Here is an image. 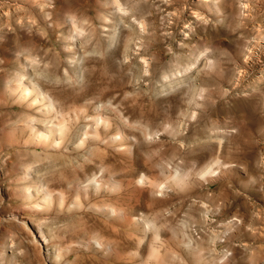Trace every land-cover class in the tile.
<instances>
[{
    "label": "rangeland",
    "instance_id": "obj_1",
    "mask_svg": "<svg viewBox=\"0 0 264 264\" xmlns=\"http://www.w3.org/2000/svg\"><path fill=\"white\" fill-rule=\"evenodd\" d=\"M0 264H264V0H0Z\"/></svg>",
    "mask_w": 264,
    "mask_h": 264
},
{
    "label": "bare ground",
    "instance_id": "obj_2",
    "mask_svg": "<svg viewBox=\"0 0 264 264\" xmlns=\"http://www.w3.org/2000/svg\"><path fill=\"white\" fill-rule=\"evenodd\" d=\"M26 90H29L28 88H26ZM34 92H36L35 94H37V97H39L40 95H42L41 94V92L38 90V88H34ZM28 93V92H27ZM100 119L102 118L103 119V117H99ZM99 122H101V121H99ZM117 139V138H116ZM178 177H179V175H178ZM177 177V178H178ZM177 180V179H176Z\"/></svg>",
    "mask_w": 264,
    "mask_h": 264
}]
</instances>
